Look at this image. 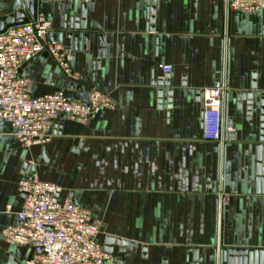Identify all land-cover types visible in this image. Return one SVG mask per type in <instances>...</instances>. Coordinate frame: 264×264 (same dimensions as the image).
Returning a JSON list of instances; mask_svg holds the SVG:
<instances>
[{
  "label": "crops",
  "instance_id": "1",
  "mask_svg": "<svg viewBox=\"0 0 264 264\" xmlns=\"http://www.w3.org/2000/svg\"><path fill=\"white\" fill-rule=\"evenodd\" d=\"M35 1V15L46 16L56 43L72 52L73 80L84 89H69L56 63L40 55L20 71L32 96L62 92L86 102L94 89L109 95L114 108L86 125L59 117L50 141L30 149L1 125L0 264H23L32 255L1 237L21 208L17 186L26 164L39 180L60 187L61 200L90 212L100 225L99 245L108 237L132 245L123 251L113 245L124 264H193L194 251L198 264H215V253L225 249L264 250V195L255 192L258 104H247L248 94L264 92V10L224 20L223 0H90L85 7ZM12 3L0 0V16ZM65 16L84 21L77 50L61 30ZM164 66L172 72L164 74ZM223 76L229 125L223 123L219 146L202 137L201 91L219 87ZM166 80L169 87L159 86Z\"/></svg>",
  "mask_w": 264,
  "mask_h": 264
},
{
  "label": "built area",
  "instance_id": "2",
  "mask_svg": "<svg viewBox=\"0 0 264 264\" xmlns=\"http://www.w3.org/2000/svg\"><path fill=\"white\" fill-rule=\"evenodd\" d=\"M60 2L62 0H55ZM76 1L87 5L90 0ZM264 10V0H223L224 20L232 12L253 14ZM52 24L42 14L26 23L6 27L0 32V127L7 124L13 137L25 149L43 146L51 139L54 121L62 117L86 125L103 109H113L107 94L94 89L86 102L67 99L62 92L34 97L31 83L20 75L22 67L40 55L50 57L67 79L73 80L72 52L49 39ZM222 66H226L225 42ZM163 73L172 72L164 66ZM201 91L203 98L202 137L206 142L222 145L223 113L226 88ZM22 197L13 224L1 231L5 243L17 249L30 248L32 255L23 264H124L117 256L104 251L97 243L100 225L88 210L70 199H60L59 186L39 180L34 172L23 173L18 182ZM223 198L217 199L216 235H221ZM40 249V252H36Z\"/></svg>",
  "mask_w": 264,
  "mask_h": 264
},
{
  "label": "water",
  "instance_id": "3",
  "mask_svg": "<svg viewBox=\"0 0 264 264\" xmlns=\"http://www.w3.org/2000/svg\"><path fill=\"white\" fill-rule=\"evenodd\" d=\"M73 3V1H69ZM85 7V6H83ZM36 1L35 0H13L11 9L8 14L0 16V32H2L6 27L26 23L29 18L35 15ZM84 9V8H82ZM84 12L82 11L81 16L83 17ZM49 20V19H48ZM50 21V20H49ZM63 25L61 30L66 33V37L72 40L73 50L78 49V43L80 39L79 30L85 28L84 21H80V17L72 16L70 19H67L65 16L63 18ZM51 22V21H50ZM49 39L51 41H58L57 35L49 34ZM102 36L98 37V46H102ZM89 39L90 36L88 33L82 35L83 41V51L87 52L89 49ZM99 54V52L97 53ZM168 76H166L167 79ZM69 80V79H68ZM71 83L69 89H77L82 91L83 86L77 87L76 82L69 80ZM169 82L166 80L163 84L159 86L169 87ZM251 90H256V84L252 83ZM241 99L243 95L239 96ZM249 109L252 108L253 102L256 99L258 104V114H259V139L258 143L255 146V192L257 194L264 195V92H261L258 96L253 92L247 95ZM224 123L226 126L229 125V120L227 119V110L226 106L224 107L223 113ZM228 139L231 138V135L226 136ZM26 173L33 172V166L31 164H26ZM219 177V174H218ZM113 245L120 246L123 251L124 248H131L132 245L125 242L115 240L111 237H108L104 243V251L107 253H112ZM36 252H40V249H37ZM215 264H264V250H245V249H225L220 252V254L215 253ZM193 264H198L199 259L197 258V252L194 251Z\"/></svg>",
  "mask_w": 264,
  "mask_h": 264
},
{
  "label": "rangeland",
  "instance_id": "4",
  "mask_svg": "<svg viewBox=\"0 0 264 264\" xmlns=\"http://www.w3.org/2000/svg\"><path fill=\"white\" fill-rule=\"evenodd\" d=\"M11 256V255H10ZM10 258H12V256L10 257ZM19 257H16V259H18Z\"/></svg>",
  "mask_w": 264,
  "mask_h": 264
}]
</instances>
